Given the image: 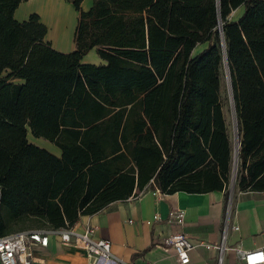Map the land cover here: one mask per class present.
<instances>
[{
  "label": "trees",
  "instance_id": "16d2710c",
  "mask_svg": "<svg viewBox=\"0 0 264 264\" xmlns=\"http://www.w3.org/2000/svg\"><path fill=\"white\" fill-rule=\"evenodd\" d=\"M22 1L0 0V236L71 227L147 187L227 189L226 62L241 127L236 186L264 191V0H93L88 10L70 0L69 52L44 39L38 15L14 19ZM93 48L105 64L81 62Z\"/></svg>",
  "mask_w": 264,
  "mask_h": 264
},
{
  "label": "crops",
  "instance_id": "0c3cea01",
  "mask_svg": "<svg viewBox=\"0 0 264 264\" xmlns=\"http://www.w3.org/2000/svg\"><path fill=\"white\" fill-rule=\"evenodd\" d=\"M92 3L93 0H82L80 8L88 10ZM234 13L236 18L233 20L241 16L243 6L232 11L230 18ZM31 14L38 15L40 22L46 26L47 32L44 37L46 41L49 39L51 25L54 27L55 23H64L65 17L69 16L73 19L75 30L78 18V11L70 0H24L14 10L13 17L16 21L22 22ZM51 46L60 52H69L75 48L74 42H71L67 49L55 47L54 44ZM205 47L206 44L198 45L193 53L196 54ZM83 56L81 62L86 63ZM101 63L105 64L106 61L102 59ZM28 133L27 139L30 143L60 156L59 147L43 138H39L41 143L30 140ZM172 207L183 210V231L194 242L217 244L221 240L223 230L226 229V248L222 254V264H242L236 255V248L250 250L264 245V191L263 195L259 196L249 190H240L237 186L232 191L227 189H213L205 193L176 191L162 195H155L151 188L147 187L137 196L110 202L97 213L80 215L73 227L77 231H82L89 226L94 237L108 239L111 242L114 260L108 264L147 262L176 264L174 255L171 250L165 249L164 242L175 230L166 221ZM156 216L159 220H155ZM35 224L39 225L22 230L39 228L53 230L42 223ZM31 250L38 259L35 264H84L86 261L82 249L64 245L59 235L55 233L49 234L47 246L32 243ZM217 255L215 249L197 246L189 251L188 264H217Z\"/></svg>",
  "mask_w": 264,
  "mask_h": 264
},
{
  "label": "built area",
  "instance_id": "2783aa9c",
  "mask_svg": "<svg viewBox=\"0 0 264 264\" xmlns=\"http://www.w3.org/2000/svg\"><path fill=\"white\" fill-rule=\"evenodd\" d=\"M151 190L155 195L164 193L157 187H153ZM249 191L259 196L263 195V191ZM155 220H159V217L156 216ZM166 221L175 230L165 239V249L171 250L176 264H188L190 261L189 251L197 246L217 250V264H222V254L226 248V229L223 230L221 240L217 244L194 242L183 231L184 212L182 209L172 207ZM147 223H151V221H147ZM50 233L59 235L60 241L64 245L82 249L86 257L84 264H108L114 260L111 253V242L108 239L94 237L93 230L89 226L82 231H77L71 226L53 230L27 229L0 236V264H35L38 259L32 253L31 244L47 246ZM235 252L242 264H264V245L261 248L250 250L236 248Z\"/></svg>",
  "mask_w": 264,
  "mask_h": 264
},
{
  "label": "rangeland",
  "instance_id": "374dc122",
  "mask_svg": "<svg viewBox=\"0 0 264 264\" xmlns=\"http://www.w3.org/2000/svg\"><path fill=\"white\" fill-rule=\"evenodd\" d=\"M232 19L236 18V14L234 13L231 17ZM52 29L49 30V39L51 45L54 44L55 47L61 48V49H67L69 48L71 42H74V29H73V19L69 16L65 17L64 23H55L54 27L53 25ZM58 34V35H57ZM63 35V38H62ZM61 39L59 42L58 40ZM83 60L86 61L88 64H94L99 65L103 64L101 63V58L96 52V49H92L91 51H88L84 56ZM98 62V63H93ZM226 64L222 63L221 69H220V83H219V92L218 96L220 99V107L222 110L223 120L226 127V132L228 135V139L230 142V154H231V161H230V177L228 181L227 190L232 191L236 187V174L232 178V170H233V152H234V144L237 141L238 138V132L240 127V122L235 117V105L233 104V100L231 102V97L229 95L228 87L230 86V74L229 71H226ZM228 73V74H227ZM228 75V76H227ZM227 77H229L230 82H227ZM231 87V86H230ZM232 90V89H231ZM232 94V91H231ZM239 125V127H238ZM240 137V136H239ZM28 138L30 140H34L37 143H41L39 138L33 137L30 133H28ZM41 139V138H40ZM44 140V139H43ZM238 170V162L236 166Z\"/></svg>",
  "mask_w": 264,
  "mask_h": 264
},
{
  "label": "bare ground",
  "instance_id": "6f19581e",
  "mask_svg": "<svg viewBox=\"0 0 264 264\" xmlns=\"http://www.w3.org/2000/svg\"><path fill=\"white\" fill-rule=\"evenodd\" d=\"M52 11V10H51ZM51 20H52V18H51ZM58 35V34H57ZM62 38H63V35H62ZM61 39H59L58 41L59 42H61L60 41ZM227 68V67H226ZM226 71H228L227 69H226ZM228 74V73H227ZM228 76V75H227ZM229 80V77H227V82H230V81H228ZM228 90H229V95H230V97H231V102H232V94H231V87L229 86L228 87ZM237 144H238V141H237V143H236V146H235V149H234V152H233V168L235 169V167L237 166V149H238V147H237Z\"/></svg>",
  "mask_w": 264,
  "mask_h": 264
},
{
  "label": "water",
  "instance_id": "95a60500",
  "mask_svg": "<svg viewBox=\"0 0 264 264\" xmlns=\"http://www.w3.org/2000/svg\"><path fill=\"white\" fill-rule=\"evenodd\" d=\"M228 18H229V16H228ZM226 61V60H225ZM226 66H227V62H226ZM227 69H228V71H229V68H228V66H227ZM239 146H240V141H238V144H237V147H238V149H239ZM238 149H237V153H238ZM237 167H235V169L233 168V170H232V178H233V176H235V174H236V169Z\"/></svg>",
  "mask_w": 264,
  "mask_h": 264
}]
</instances>
